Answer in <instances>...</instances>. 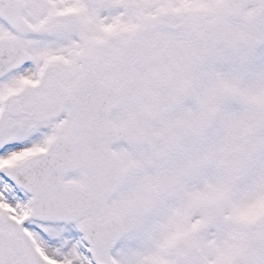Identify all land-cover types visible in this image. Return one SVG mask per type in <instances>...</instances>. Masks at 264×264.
I'll return each instance as SVG.
<instances>
[{
	"label": "snow or ice",
	"instance_id": "snow-or-ice-1",
	"mask_svg": "<svg viewBox=\"0 0 264 264\" xmlns=\"http://www.w3.org/2000/svg\"><path fill=\"white\" fill-rule=\"evenodd\" d=\"M0 264H264V0H0Z\"/></svg>",
	"mask_w": 264,
	"mask_h": 264
}]
</instances>
